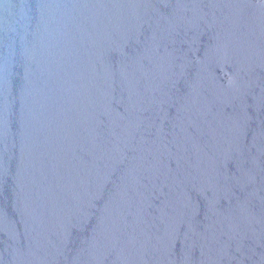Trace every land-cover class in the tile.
<instances>
[{
    "label": "water",
    "instance_id": "95a60500",
    "mask_svg": "<svg viewBox=\"0 0 264 264\" xmlns=\"http://www.w3.org/2000/svg\"><path fill=\"white\" fill-rule=\"evenodd\" d=\"M0 264H264V0H0Z\"/></svg>",
    "mask_w": 264,
    "mask_h": 264
}]
</instances>
